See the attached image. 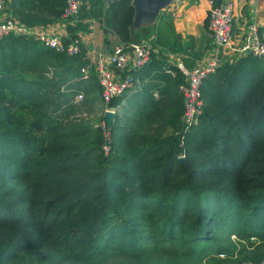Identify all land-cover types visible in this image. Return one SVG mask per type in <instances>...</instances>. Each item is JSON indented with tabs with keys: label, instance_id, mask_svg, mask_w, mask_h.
<instances>
[{
	"label": "trees",
	"instance_id": "obj_1",
	"mask_svg": "<svg viewBox=\"0 0 264 264\" xmlns=\"http://www.w3.org/2000/svg\"><path fill=\"white\" fill-rule=\"evenodd\" d=\"M107 1L86 0L64 44L87 19L134 41L132 0ZM65 7L11 0L7 12L32 28L62 21ZM79 49L68 56L28 36L0 41V264H199L203 255H226L210 231L264 242V61L222 63L185 129V77L152 54L147 66L157 75L144 83L142 70L131 73L143 82L125 97L135 110L124 125L114 116L104 154L99 130L71 120L101 101L94 70L82 78L90 62ZM176 243L189 251L180 256Z\"/></svg>",
	"mask_w": 264,
	"mask_h": 264
},
{
	"label": "built area",
	"instance_id": "obj_2",
	"mask_svg": "<svg viewBox=\"0 0 264 264\" xmlns=\"http://www.w3.org/2000/svg\"><path fill=\"white\" fill-rule=\"evenodd\" d=\"M85 1L66 0V7L61 17L62 22L69 24L75 21ZM10 2L11 0H0V41L9 35L28 36L61 54L73 56L80 52L78 39L64 44L57 36L21 24L6 11ZM210 2L211 8L207 16V30L211 38L210 50L204 62L191 70H184L180 66L185 77L184 83L179 86L183 103L181 120L185 129L197 122L203 104L202 86L205 80L215 74L221 65L223 55L231 53L235 58L250 56L264 61V41L260 37L256 23L254 21L246 23L243 33L235 36L233 34L234 0H218L217 4H213V0ZM152 53L151 46L146 42L122 43L112 49L108 55L97 58L94 63L81 69L83 79L87 78L91 68L94 70L100 87L104 114L112 112L115 116L118 109L110 106L112 100L127 97L141 88V81L133 77L131 73L143 70L150 62ZM153 98L157 99L158 94L154 93ZM81 99L82 94H77L74 102L78 103ZM96 128L102 137V151L108 154L111 149L110 127L103 118ZM179 159L182 160L183 157Z\"/></svg>",
	"mask_w": 264,
	"mask_h": 264
},
{
	"label": "crops",
	"instance_id": "obj_3",
	"mask_svg": "<svg viewBox=\"0 0 264 264\" xmlns=\"http://www.w3.org/2000/svg\"><path fill=\"white\" fill-rule=\"evenodd\" d=\"M234 2L233 34L240 36L246 23L254 21L264 41V0H234ZM132 5L135 9V17L130 28L131 36L133 39H139L138 41L149 40L153 48L157 49L153 52L157 62L177 67L180 71V66L191 70L204 62L211 47V38L207 30L210 0H171L167 6L148 16L144 15L137 1L132 0ZM76 22L77 20L69 24L62 21L54 22L46 26H37L35 29L62 40H69L67 26H75ZM83 24L87 26L86 30L77 32L76 36L90 64L122 44L116 35L105 29L103 22L87 19ZM225 55L229 56L226 60L223 59L225 62L232 63L236 59L231 53ZM156 68L157 66L145 67L139 73V77L144 83L153 80L157 75Z\"/></svg>",
	"mask_w": 264,
	"mask_h": 264
},
{
	"label": "rangeland",
	"instance_id": "obj_4",
	"mask_svg": "<svg viewBox=\"0 0 264 264\" xmlns=\"http://www.w3.org/2000/svg\"><path fill=\"white\" fill-rule=\"evenodd\" d=\"M139 39H134V42H146L148 43L153 52V48L151 42L149 40L147 41H138ZM146 40V39H145ZM133 41V40H132ZM153 54V53H152ZM229 58L228 55H224L222 57L221 64L224 63L223 59ZM182 67V66H181ZM183 68V67H182ZM186 70L185 68H183ZM133 95V94H131ZM84 100V95L82 94V99L78 102L81 103ZM127 100L125 97L122 98V101L117 105L114 106V108H117V114L120 115V124L124 125L125 118L130 117L134 112V107L131 102L130 105L126 102ZM76 114V115H75ZM72 115L71 120L75 121H81L84 124H88L96 129V127L99 125V123L104 118V106L100 100L97 99V101L90 105V107L81 109L78 111V113H75ZM209 233L212 234V236L216 237L221 236L223 244L226 245L227 252H225L226 255L219 256L220 262L216 261L215 255H203L200 257L199 264H264V242L260 241L257 238L253 237H239L237 234H233L231 236H228L227 234L221 232H213L210 231ZM173 250L177 253H179L180 256H183V254H186L189 249L186 245H181L179 243H176L172 246ZM192 250V247H191ZM158 258V256H155ZM185 258V257H183ZM105 264H127L126 260L123 258H114V259H108L104 262ZM138 261L135 262L137 264ZM64 264H78V263H64ZM101 264V263H96ZM184 264H191V263H184Z\"/></svg>",
	"mask_w": 264,
	"mask_h": 264
},
{
	"label": "water",
	"instance_id": "obj_5",
	"mask_svg": "<svg viewBox=\"0 0 264 264\" xmlns=\"http://www.w3.org/2000/svg\"><path fill=\"white\" fill-rule=\"evenodd\" d=\"M85 1V0H84ZM138 2L139 7L142 9V12L145 16L154 14L158 12L160 9L167 6L171 0H135ZM107 3H111V0H108ZM104 120L108 127H111L114 114L112 112H105Z\"/></svg>",
	"mask_w": 264,
	"mask_h": 264
}]
</instances>
